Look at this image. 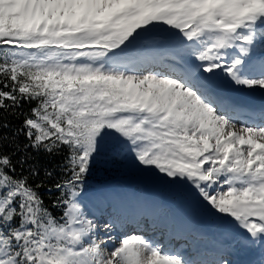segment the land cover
I'll return each mask as SVG.
<instances>
[{"label": "snow or ice", "instance_id": "6c2138e0", "mask_svg": "<svg viewBox=\"0 0 264 264\" xmlns=\"http://www.w3.org/2000/svg\"><path fill=\"white\" fill-rule=\"evenodd\" d=\"M221 81L264 96V0H0V264H264V104ZM98 168L219 223L166 244Z\"/></svg>", "mask_w": 264, "mask_h": 264}, {"label": "bare ground", "instance_id": "6f19581e", "mask_svg": "<svg viewBox=\"0 0 264 264\" xmlns=\"http://www.w3.org/2000/svg\"><path fill=\"white\" fill-rule=\"evenodd\" d=\"M225 82H223V81H221V82H219V85H218V87H219V90L220 91H222V92H225V93H227V88L225 87V84H224ZM228 85V84H227ZM259 96H262V95H260V94H258ZM262 98H264V96H262ZM141 186H142V190H145V189H143L144 188V186L142 185V184H140ZM108 189L109 190H112L111 191V195L114 197V198H119V199H124L125 197H128V198H131V199H133V202L134 203H136L137 205H141V204H143V202H144V200L146 201V205H148L151 209H152V214H154V215H156V213H155V207H158V205L160 204H156V203H154L153 202V200H154V198L155 199H158L159 201H160V199L159 198H157V197H155V196H151L149 193H147V192H145V191H139L138 193H135L134 191H133V189H131V187H129L128 185H126V184H124V183H120V180H118V182L116 181V182H114L113 184H111L109 187H108ZM117 191H118V193H117ZM147 200L148 201H151L153 204L151 205L150 204V202H147ZM165 201H164V203H165V205H167L166 203H169V205H176V208L174 209V214H177L178 215V219L181 221V224L182 223H184V221L182 220L183 219V217L185 218V216L187 215V213H189L190 214V216H189V220H191V218H193V219H196L195 220V223H197V224H200L201 223V221H202V219H203V214L200 212V210L199 211H195V212H190V211H188V209L187 208H185V207H183L182 206V208H181V205H179V204H177V203H175V202H173L172 200H171V198H166V199H164ZM161 202V201H160ZM163 203V204H164ZM124 205H122L121 206V204H120V208H122ZM168 206V205H167ZM166 207V206H165ZM167 209H169V208H167ZM102 211H105L106 213L107 212H112L111 210V208H109V207H107V208H104V209H101ZM169 210H173L172 209V207L169 209ZM206 214V213H205ZM209 214V213H208ZM163 218H166V219H169L168 218V215H165ZM142 223V222H141ZM207 223H210V222H207ZM207 223H205L204 224V227H205V225L207 224ZM219 223V222H218ZM218 223H216V224H218ZM188 229H190L191 227H192V225H190V224H188ZM213 230H214V228H213ZM152 234H155L156 235V233L155 232H152ZM152 234H149V235H152ZM157 236V238H159L160 237V235L159 234H157L156 235Z\"/></svg>", "mask_w": 264, "mask_h": 264}, {"label": "rangeland", "instance_id": "374dc122", "mask_svg": "<svg viewBox=\"0 0 264 264\" xmlns=\"http://www.w3.org/2000/svg\"><path fill=\"white\" fill-rule=\"evenodd\" d=\"M112 175L113 176L114 175H116V176L119 175L120 178L115 179L114 182H116V181L118 182V180H120V183H124L126 185L128 183L131 186V189H133V191L135 193H138L136 191V189H138V190L141 189L142 190V186L140 185V184H142L144 186L143 189H145V188H147V189H157L159 191V194L164 195V197L167 196L166 193H165L164 185L160 184L159 182H154V181H150V180L144 179L142 173H138V172L133 171V170L122 171V170H119V169L106 170V169L98 168V169L94 170L93 173L88 178V179H92V181L89 180L87 182L88 189H92L93 191L96 190V187H98L99 183H101L103 180H105L106 178H108L109 176H112ZM134 187H136V189ZM166 198H169V197L167 196ZM164 201L165 200H163V203H164ZM182 206L185 207L184 205H181V207ZM200 211H201V213L203 215H205V216H203L205 219L211 220V216H214L213 220L215 222H218V220L215 217V215L209 213L207 210H200Z\"/></svg>", "mask_w": 264, "mask_h": 264}, {"label": "trees", "instance_id": "16d2710c", "mask_svg": "<svg viewBox=\"0 0 264 264\" xmlns=\"http://www.w3.org/2000/svg\"><path fill=\"white\" fill-rule=\"evenodd\" d=\"M41 162H42V164H48L49 166H51V163H55V161L49 163L46 158H42V161ZM45 198L47 200V197H45Z\"/></svg>", "mask_w": 264, "mask_h": 264}]
</instances>
